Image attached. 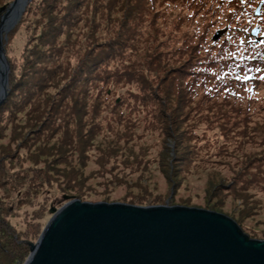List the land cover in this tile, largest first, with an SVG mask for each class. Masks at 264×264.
<instances>
[{"label": "trees", "instance_id": "16d2710c", "mask_svg": "<svg viewBox=\"0 0 264 264\" xmlns=\"http://www.w3.org/2000/svg\"><path fill=\"white\" fill-rule=\"evenodd\" d=\"M158 1L30 0L19 23L8 32L4 46L10 65L9 87L0 104V140L7 137L16 140L25 135L15 152L0 151V264H20L29 255L30 239L40 233L42 225L38 220L44 217L46 210L45 204L42 207L33 204L38 197L37 190L44 185V180L51 183L55 179L43 168L16 169L13 161L22 158L23 149L26 151L24 160V155L27 152L30 155L35 145L44 144L37 149L41 155H37L36 160L42 155H53L55 150L56 160L65 166L77 160L85 163L90 158L95 138L102 131L99 121L102 96L108 97L109 90L111 94L115 93L110 83L112 79L130 87L136 101L145 106L152 105L153 112L156 109L155 116L160 118L165 134L159 162L163 164L168 154V168L177 173L182 172L197 154L196 137L199 136L189 126L181 130L190 117L184 108L196 97H200L199 103L203 104L222 96L223 92L228 103L232 98L247 101L242 94L264 82L261 78L264 77V41H252L243 46L228 39L208 38L205 31L197 28L185 37L180 47L169 48L172 50L170 54L167 51L151 55L145 58L146 62L137 57L128 59L130 51L127 46L135 47L134 43H139L138 26L145 22V17ZM261 1L264 2L234 0L233 5L239 4L251 20ZM7 2L0 0V6ZM93 3L104 4L110 11L122 9L125 12L119 26L112 27L113 33L108 38L97 39L94 32H85L79 27L85 21L84 11ZM194 4L199 8L205 2L200 5L194 0ZM258 18L264 27V6ZM88 21L87 18L85 23ZM24 23L28 24L27 27L35 25H32L33 31L29 38L27 35V42L20 51L23 60L18 62L10 52L13 49L10 44L12 41L14 44L13 37ZM80 33L81 42L78 39ZM89 98H94L92 103ZM121 98L120 104H112V113L118 112L117 105L123 109L128 106L124 93ZM254 102L247 101L249 108ZM23 112H27V116L21 123L24 120L19 116ZM199 120L207 122L210 130L219 126L225 138L233 132L222 113L204 115ZM170 140L174 143L172 155L167 143ZM53 141L52 147L47 146ZM97 151L98 163L107 166L101 170L103 175L112 174L120 164L130 170H137L142 165L137 153L126 155L117 147ZM118 154L122 155L119 161ZM262 155L246 161L239 175L243 183L236 184L235 180L229 186L233 194L239 189L250 190L251 184L264 182V152ZM113 159L115 165L108 169ZM61 177L66 186L74 188L79 183L69 173L63 172ZM217 185L223 186L222 183ZM72 188L69 192L65 189L71 196L69 198H78V191L73 192ZM32 204L35 207L31 211L23 210Z\"/></svg>", "mask_w": 264, "mask_h": 264}, {"label": "rangeland", "instance_id": "374dc122", "mask_svg": "<svg viewBox=\"0 0 264 264\" xmlns=\"http://www.w3.org/2000/svg\"><path fill=\"white\" fill-rule=\"evenodd\" d=\"M10 1L8 0L7 4ZM196 1L200 5L204 2L205 4L197 8L194 0H159L145 17V22L138 26L139 43H134L135 47L127 46L126 49L130 51L128 59L137 57L138 60L146 62L145 58H150L151 55H160L167 51L170 54L172 50L169 48L180 47L185 37L190 36L194 28L201 32L205 31L208 38L214 37L217 31L223 30V35L219 40L228 39L244 46L254 42L251 30L260 27L259 35L264 41L263 23L258 18L260 16L253 14V19L250 20L247 12H244L239 4L233 5L234 0ZM29 2L30 0L26 7ZM169 3L173 4L167 6ZM7 4L0 6V17L2 9ZM124 15L125 12L122 9L117 12L110 11L104 4L98 6V3H93L83 13L85 21L89 19L88 23L84 21L79 27L82 31L94 32L97 39L98 37L108 38V35L113 33L112 27L114 25L118 27ZM27 25V23L22 24L13 37L14 44L13 41L10 44V48L14 49H10V52L15 55L13 58L18 62L23 60L19 54L27 42V35L29 38V34L33 31L32 25L35 24H31L30 27ZM81 33L78 36L80 42L83 41ZM25 35L26 38H24ZM116 63L119 64V62ZM116 63L113 64V68ZM110 83L113 84L115 93L111 94L109 90L108 97L102 96L103 108L99 115L102 131L95 138L93 148L89 152L90 158H87L85 163L77 160L65 166L56 160L55 150L53 155H42L37 161V155H41L38 154L37 149L43 147L44 144L35 145L30 155L28 152L24 155L26 158L24 160L23 153L26 151L23 149L22 158L13 161L16 163V169L22 171L28 168H43L50 171L55 178V181L51 183L44 180V185L37 190L38 197L33 204H39L40 207L45 204L46 210L44 217L38 220L42 225L41 231L35 238L30 239V243L37 241L52 217L51 207L59 209L71 199L67 191L69 192L72 186L65 185L61 177L63 172L69 173L77 182L79 181L72 189L73 192L78 191L77 199L82 201L120 202L138 206L200 207L231 217L249 237L264 238V182L251 184L250 190L239 189L234 194L229 187L235 180L236 184L243 183V178L239 175L246 161L253 157L263 156L264 82L256 84L254 90L242 94L248 102L256 101L250 108L247 101L242 98L236 100L232 98L228 103L223 96L225 92L222 96L206 100L203 104L199 103L201 102L200 97H196L184 108V112L188 111L190 117L185 121L181 130L189 126L191 131L197 132L199 136L196 137L197 154L192 162L178 173L168 168L170 162L168 154L163 164L159 162L165 134L160 118L155 116L156 109L153 112L152 105L145 106L136 101L130 93V87L125 86L123 82H115L112 79ZM123 93L127 97L128 106L123 109L117 105L115 107L118 112L112 113L110 111L112 104H120ZM89 99L90 103L94 100V98ZM26 113L20 114L19 119L24 120L21 123L25 122ZM217 113H222L224 118L229 120L228 125L233 129L229 138H225L219 126L210 130L207 122L199 120L204 115ZM197 120L199 121L195 124ZM24 135L22 134L21 138L16 140L12 137L0 140V151L6 149L15 152ZM53 143L54 141L48 143L47 146L52 147ZM167 143L171 147L172 155L174 143L171 140ZM111 147L119 148L120 152L123 151L126 155L130 152L139 154L142 165L137 170H130L120 164L113 169L112 174L103 175L101 170L106 169L107 166L98 163L97 149H110ZM121 158L122 155L118 154L117 161ZM133 158L132 156L131 159ZM113 165H115L114 159L108 165V169ZM95 171L98 174H95ZM219 183L223 186L218 187ZM144 199L145 201H142ZM33 204L25 206L23 210L31 211L32 207H35ZM26 259L20 264H24Z\"/></svg>", "mask_w": 264, "mask_h": 264}, {"label": "water", "instance_id": "95a60500", "mask_svg": "<svg viewBox=\"0 0 264 264\" xmlns=\"http://www.w3.org/2000/svg\"><path fill=\"white\" fill-rule=\"evenodd\" d=\"M27 2L11 0L2 9L0 104L10 73L4 40ZM262 6L255 15H261ZM223 32L217 31L214 40ZM259 33L260 27L251 31L256 42L263 40ZM50 212L24 264H264V238L249 237L231 217L200 207L73 198Z\"/></svg>", "mask_w": 264, "mask_h": 264}, {"label": "snow or ice", "instance_id": "6c2138e0", "mask_svg": "<svg viewBox=\"0 0 264 264\" xmlns=\"http://www.w3.org/2000/svg\"><path fill=\"white\" fill-rule=\"evenodd\" d=\"M241 2H243V0H241ZM262 79H264V77H261ZM244 79H248V77H244Z\"/></svg>", "mask_w": 264, "mask_h": 264}, {"label": "bare ground", "instance_id": "6f19581e", "mask_svg": "<svg viewBox=\"0 0 264 264\" xmlns=\"http://www.w3.org/2000/svg\"><path fill=\"white\" fill-rule=\"evenodd\" d=\"M8 93V92H7Z\"/></svg>", "mask_w": 264, "mask_h": 264}]
</instances>
